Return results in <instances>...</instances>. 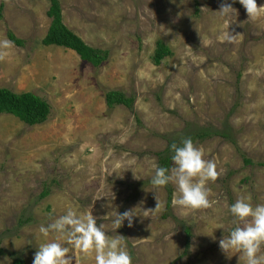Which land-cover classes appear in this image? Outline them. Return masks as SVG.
Instances as JSON below:
<instances>
[{
    "label": "rangeland",
    "instance_id": "rangeland-1",
    "mask_svg": "<svg viewBox=\"0 0 264 264\" xmlns=\"http://www.w3.org/2000/svg\"><path fill=\"white\" fill-rule=\"evenodd\" d=\"M60 2L63 22L108 58L96 66L43 44L49 0H0V42L13 44L0 61V86L50 103L41 124L0 113V264H33L41 244L68 246L62 234L39 229L69 209L93 215L109 238L122 235L133 264H245L219 240L236 226L229 208L239 196L264 204V15L249 20L239 0ZM224 2L234 8L228 15L219 12ZM225 34L236 41L222 42ZM158 41L172 51L160 64ZM111 89L133 95L134 110L107 106ZM186 126L226 134L194 142L221 172L205 185L212 207L197 211L173 205V183L171 193L151 184L157 152ZM127 210L132 226L125 220L113 231Z\"/></svg>",
    "mask_w": 264,
    "mask_h": 264
},
{
    "label": "clouds",
    "instance_id": "clouds-1",
    "mask_svg": "<svg viewBox=\"0 0 264 264\" xmlns=\"http://www.w3.org/2000/svg\"><path fill=\"white\" fill-rule=\"evenodd\" d=\"M239 3L246 10L249 20H256L264 15V5H258L257 0H239ZM233 9L231 3L224 2L219 12L228 15ZM235 41V34H225L222 37V42ZM12 47L9 40L0 42V61L10 55L8 50ZM170 147L174 167L171 170L166 167L155 168L151 177L153 188L159 189L173 183L180 195L176 197L174 194L172 203L182 209L197 211L212 207L205 185L208 181L215 182L219 179L221 172L217 170L216 163L206 160L203 150L196 147L190 137L182 139L179 146L173 142ZM136 178L143 177L136 175ZM158 207L159 201L156 208ZM229 211L236 226L228 236L219 240L221 251L229 258L233 252L241 253L245 264H264V255H259L264 248V204L253 207L244 196H239L231 204ZM134 215L132 210L118 212L112 221V230L119 229L125 220L132 226ZM50 231L62 234L68 246L58 242L39 245L33 264H73V260L75 264H81V254L85 259L94 257L95 264H133L132 256L122 242L123 236L109 238L104 225H97L93 215L77 216L69 209L65 215L55 219L47 227L41 225L39 229L44 237Z\"/></svg>",
    "mask_w": 264,
    "mask_h": 264
},
{
    "label": "trees",
    "instance_id": "trees-1",
    "mask_svg": "<svg viewBox=\"0 0 264 264\" xmlns=\"http://www.w3.org/2000/svg\"><path fill=\"white\" fill-rule=\"evenodd\" d=\"M50 7L47 11L48 15L52 18L51 25L44 36L42 42L45 45H57L68 49H72L77 52V54L88 62H92L94 65L99 66L108 58V51L102 50L100 48L93 47L92 45L86 43V41L77 34L74 30L69 28L63 22V14L61 12V2L60 0H49ZM2 6L0 7V10ZM2 12H0L1 14ZM9 35L12 40L22 44L23 41L15 37V35L10 31ZM172 53L170 47L165 45L162 41L157 42V47L153 55V60L156 64H160L161 61L168 55ZM105 103L110 108L116 105H125L131 110H134V97L133 95H128L124 91L118 89L108 90L105 95ZM0 113L12 114L18 117L23 122L29 125H36L45 122L50 115V103L40 97L38 94L28 91V92H15L10 88L0 86ZM224 127L228 131H232L233 127L226 122ZM187 126L183 128L180 132L172 133V138L167 141V145L164 149L157 152L158 155V166L166 167L169 170L173 167L171 144L173 142L177 143L179 146L182 139L191 138L193 142H202L208 138L215 135H226L221 131L222 129H212L211 127L201 126L195 130H188ZM181 132H183L181 134ZM180 134V136H178ZM247 161H250L248 159ZM260 165H264V162H259ZM167 190H173L170 185H166ZM47 192L41 195H45ZM171 195H169V198ZM167 209L170 211V203L167 204ZM168 211V212H169ZM31 218L27 217L26 221H30ZM190 229L187 227L186 232L190 234ZM13 264H28L23 259L16 257L13 260Z\"/></svg>",
    "mask_w": 264,
    "mask_h": 264
}]
</instances>
